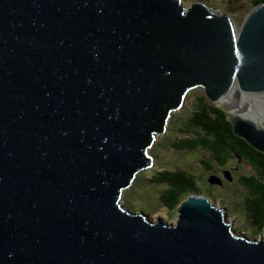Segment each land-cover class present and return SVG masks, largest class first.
I'll list each match as a JSON object with an SVG mask.
<instances>
[{"label":"water","instance_id":"water-1","mask_svg":"<svg viewBox=\"0 0 264 264\" xmlns=\"http://www.w3.org/2000/svg\"><path fill=\"white\" fill-rule=\"evenodd\" d=\"M205 9L0 0V264H264V238L234 234L206 197L176 224L120 202L187 89L264 115V4L238 37ZM228 119L264 154V128Z\"/></svg>","mask_w":264,"mask_h":264},{"label":"rangeland","instance_id":"rangeland-1","mask_svg":"<svg viewBox=\"0 0 264 264\" xmlns=\"http://www.w3.org/2000/svg\"><path fill=\"white\" fill-rule=\"evenodd\" d=\"M178 2L183 9L180 15L184 17L194 5L204 6L209 14L218 18L227 16L237 37L255 9L251 0H237L234 3L230 0H178ZM203 96L205 93L202 86L191 87L185 91L178 108L170 110L163 129L159 133H153L154 140L147 148L146 156L150 160V165L137 172L131 184L122 190L120 202L131 212L148 215L152 222L161 218L163 222L176 224L179 218L177 210L168 213L159 202V192L164 187L152 184L149 180L159 171H184L196 178L198 195L206 197L213 206L222 210L234 234L245 235L249 239L264 238V231L254 232L256 229L249 223L244 209L247 192L240 184V178L254 174L253 169L243 160L231 158L224 165H219L202 150L184 151L174 148L175 143L183 138L178 129L194 110L195 99ZM215 105L227 113V118L245 119L243 114H235L234 110L225 104V100H218ZM251 119L258 128H264V115L256 120ZM225 174L229 177H225ZM211 176L219 178L221 186H210L208 179Z\"/></svg>","mask_w":264,"mask_h":264},{"label":"trees","instance_id":"trees-1","mask_svg":"<svg viewBox=\"0 0 264 264\" xmlns=\"http://www.w3.org/2000/svg\"><path fill=\"white\" fill-rule=\"evenodd\" d=\"M235 1L237 0H230L232 3ZM251 1L253 8L264 4V0ZM227 116L224 110L211 103L206 96L196 98L194 110L178 129V133L183 135V138L175 143L174 148L184 151L202 150L219 165H224L231 158L245 161L253 169L254 174L240 178V184L247 192L244 209L250 225L256 229L254 232L262 233L264 229V154L235 135ZM149 181L164 187L159 192L158 198L168 213L175 212L182 201L199 193L196 178L184 171H159Z\"/></svg>","mask_w":264,"mask_h":264},{"label":"bare ground","instance_id":"bare-ground-1","mask_svg":"<svg viewBox=\"0 0 264 264\" xmlns=\"http://www.w3.org/2000/svg\"><path fill=\"white\" fill-rule=\"evenodd\" d=\"M225 104L229 107V108H231L230 106H229V104H228V102L227 101H225ZM232 109V108H231ZM234 110V109H233ZM234 112H236L235 110H234ZM245 120H247V121H249V122H252L253 124H254V121L250 118V117H245ZM256 125V124H255Z\"/></svg>","mask_w":264,"mask_h":264},{"label":"flooded vegetation","instance_id":"flooded-vegetation-1","mask_svg":"<svg viewBox=\"0 0 264 264\" xmlns=\"http://www.w3.org/2000/svg\"><path fill=\"white\" fill-rule=\"evenodd\" d=\"M211 103H212V102H211ZM215 103H216V102H215ZM215 103H213V104H215ZM169 114H170V113H169ZM169 114H168V115H169Z\"/></svg>","mask_w":264,"mask_h":264}]
</instances>
